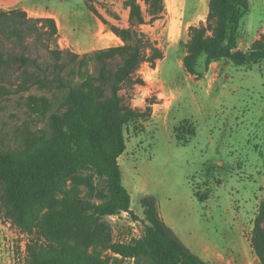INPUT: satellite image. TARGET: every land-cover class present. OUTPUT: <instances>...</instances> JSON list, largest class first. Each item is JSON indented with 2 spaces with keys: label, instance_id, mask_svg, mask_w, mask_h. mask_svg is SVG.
Segmentation results:
<instances>
[{
  "label": "rangeland",
  "instance_id": "1",
  "mask_svg": "<svg viewBox=\"0 0 264 264\" xmlns=\"http://www.w3.org/2000/svg\"><path fill=\"white\" fill-rule=\"evenodd\" d=\"M17 1L0 0V10H13ZM124 2L45 0L44 6L64 18L60 48L83 55L122 45L90 7L108 23L126 28L129 9ZM138 2L147 14L145 1ZM164 3L165 16L141 27L164 57L154 67L141 66L136 76L144 80L143 85L121 92L126 106L142 113L148 108L152 111L149 118L125 128L127 149L119 164L132 198L131 210L138 219L128 213L107 218L113 242L130 244L143 237L146 221L141 199L151 196L168 228L207 264H260L251 238L264 202V61L238 67L225 59L207 66L202 56L196 74H189L182 59L189 28L206 24L209 0ZM249 3L238 41V48L245 52L264 37V0ZM40 55L49 57L43 50ZM18 76L11 68L0 80V86L9 90L0 94V145L23 156L52 136L51 116L65 111L67 90L32 87L17 92ZM176 128L181 138L189 140L188 145L178 141ZM75 191L85 194L69 185L65 194ZM63 196L34 207L28 223L32 232L8 219L0 201V264H26L30 243L62 246L43 238L41 219ZM62 244L77 249L75 241ZM78 251L83 256L98 252L108 264H152L143 257L123 259L105 245L89 250L79 247Z\"/></svg>",
  "mask_w": 264,
  "mask_h": 264
},
{
  "label": "trees",
  "instance_id": "2",
  "mask_svg": "<svg viewBox=\"0 0 264 264\" xmlns=\"http://www.w3.org/2000/svg\"><path fill=\"white\" fill-rule=\"evenodd\" d=\"M144 1L147 14L138 0H125L129 9L126 28L108 23L90 7L122 45L83 55L60 48V31L54 18H33L21 9L0 10V80L14 68L19 75L18 84H14L17 92L32 87L67 90L65 111L51 116L49 139L23 156L7 152L0 145V201L8 219L32 232L28 223L34 207L64 195L59 205L49 206L41 219L43 238L62 246L28 244L26 264H108L98 252L83 256L78 251L79 247L89 250L98 245L107 246L123 259L207 264L168 228L154 197L141 199L146 221L142 238L130 244L113 242L112 228L106 221L123 213L138 219L131 210L132 198L123 184L119 159L127 149L126 126L149 118L152 110L142 113L126 106L121 92L143 85L144 80L136 76L138 70L145 63L154 67L164 57L141 27L162 19L166 12L164 0ZM249 11V0H209L206 24L189 28L183 59L186 71L195 75L202 56L207 66L225 59L238 67L263 62L264 37L247 52L238 48L242 22ZM42 50L48 52L47 59L41 57ZM8 92L0 86L1 95ZM190 135L195 136V130ZM177 139L183 146L189 144L179 135ZM68 185L83 189L85 194H65ZM69 240L77 243V249L62 244ZM251 247L264 264V202L254 223Z\"/></svg>",
  "mask_w": 264,
  "mask_h": 264
},
{
  "label": "crops",
  "instance_id": "3",
  "mask_svg": "<svg viewBox=\"0 0 264 264\" xmlns=\"http://www.w3.org/2000/svg\"><path fill=\"white\" fill-rule=\"evenodd\" d=\"M45 0H18L15 4L17 7L14 9H21L28 13L30 17L33 18H54L57 21L59 31L61 33V28L64 27V18L61 19L59 15L49 11L44 5ZM13 9V10H14ZM187 43V42H186ZM186 52L184 53L182 59H184Z\"/></svg>",
  "mask_w": 264,
  "mask_h": 264
},
{
  "label": "water",
  "instance_id": "4",
  "mask_svg": "<svg viewBox=\"0 0 264 264\" xmlns=\"http://www.w3.org/2000/svg\"><path fill=\"white\" fill-rule=\"evenodd\" d=\"M235 52L237 51V49L236 50H234Z\"/></svg>",
  "mask_w": 264,
  "mask_h": 264
}]
</instances>
